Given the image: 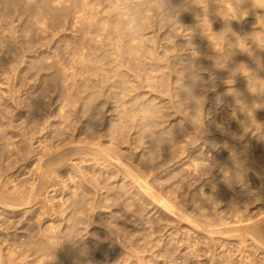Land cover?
<instances>
[{
    "label": "bare ground",
    "instance_id": "obj_1",
    "mask_svg": "<svg viewBox=\"0 0 264 264\" xmlns=\"http://www.w3.org/2000/svg\"><path fill=\"white\" fill-rule=\"evenodd\" d=\"M153 1L159 0H145L141 4L148 5ZM27 2L25 6L17 0H6L5 11L0 13V22L5 29L0 38L9 48L20 46L23 54L18 56L24 63L23 81L32 83L30 96L23 99V105L0 107V150L11 151L13 143L9 141L8 134L14 127L13 121L23 115L25 128L30 126L34 130L48 131L54 138L52 145H45L46 136L35 139L36 146L45 147L46 151V159L39 164L38 173L39 176L45 172L60 176L58 173L64 169L70 183L67 191L71 199L69 211L84 205L86 198L90 199L87 193L94 190L96 201L91 208L88 205L84 209L92 210L93 206L94 209H104L107 206L108 211L98 212L100 222L106 224L107 229L111 222L119 225L121 217L116 211L122 212L125 202L109 203L108 199L124 194L131 186L167 214L184 220L190 228L203 229L208 234L214 232L207 228L211 223L199 211L190 214L178 205V200L172 205L157 196L152 188L153 182L147 177L163 165L157 159H151L150 154L157 144H162L163 148L174 144L171 137L163 136L168 126H174L170 120L166 123L165 116L170 115L179 120L180 130L185 136L193 135L183 138L186 143L191 138H194L191 143L201 139L202 127L211 133L210 146L221 143L222 148L227 142L235 146L232 136L238 135L236 131L230 136L226 131L216 129V120L210 121L208 128L200 122L204 110L217 100H224V105L230 108V118L235 121L239 137L249 140L264 130V50L253 44L239 43L236 51L225 55L224 64L217 67L212 63L211 55H206L197 45L194 46L197 51L192 47L185 61L179 65L172 63L171 56H179L178 51L185 49L184 43L183 49L181 45L172 46L170 51L174 54L171 56L166 49L159 54L153 47H145L143 54H133L126 41L118 36V21L112 23L111 29H106L112 20L110 24L106 18L93 20L92 0ZM205 2L188 0L192 18L187 20L191 27L194 25V34L199 36L193 22L194 18L204 17L200 14V7L207 6ZM237 2L243 8H250L256 18H259L257 9H264V0H234ZM11 4L16 5L12 7ZM167 4L178 10V20L184 25L185 0H168ZM12 9L16 10L13 15ZM13 18L18 20L17 25ZM233 18L238 19L239 15L234 13ZM16 26L23 28V34H16ZM147 61L151 62L145 67ZM164 68L166 71L162 70L160 76L163 82L158 85L152 71ZM222 76H227L232 89L222 91L217 83ZM211 88L216 90L211 92ZM118 99L121 100L119 105H114L107 114L109 117H105L104 105ZM158 102L165 113L155 116ZM149 108L154 112L150 113ZM152 120L157 126L155 133L141 136L140 128ZM183 153L184 150L175 156V162L182 160L179 157ZM191 155H185L184 164L187 168L192 167L195 174L203 159L198 162L190 159ZM221 157L222 154L212 161ZM227 158L228 155L223 156L224 160ZM2 163L12 166L14 161L0 163V212L7 220L5 225L0 223V232L8 230L0 233V264H74L77 259L79 261L81 254H87L88 249L74 246V235L80 232V229L74 230L75 222L56 229L50 219L52 223L40 229L38 234L25 233V228L19 226L21 220L16 212L32 202L31 206L37 203L36 178L28 185L3 179L5 167ZM244 174L248 175L247 172ZM253 174L258 178V171H253ZM112 206H117V210L111 211ZM65 216L67 220L72 218L70 213ZM253 234L255 240L264 245V225L253 230ZM88 256L86 264H100L93 254Z\"/></svg>",
    "mask_w": 264,
    "mask_h": 264
},
{
    "label": "rangeland",
    "instance_id": "obj_2",
    "mask_svg": "<svg viewBox=\"0 0 264 264\" xmlns=\"http://www.w3.org/2000/svg\"><path fill=\"white\" fill-rule=\"evenodd\" d=\"M5 1L0 0V13L5 11ZM17 1L27 6L26 2L31 0ZM98 1L95 0L94 3L92 0L90 8L92 7L94 14L92 13L91 17L94 21L106 18L107 24L112 20L106 27L109 29L113 26V22L116 24L118 21L116 15L111 14L110 8H113V4H119L121 0ZM104 1L110 3L106 4ZM111 1L113 6L110 5ZM144 1L136 0L137 3ZM167 1L159 0L156 3L165 8H173L167 4ZM205 3L207 6L200 7V14L204 17L194 18L193 22L200 36L194 34L195 27L194 25L191 27V22L187 20L192 18L188 0H185V24L178 20L179 27L175 30L169 25L161 26L154 10L147 8L144 18L146 34L144 48H157L156 52L159 54L166 49L167 54L171 56L174 54L170 51L172 46L181 45L183 49L184 43L185 49L178 51L179 56H171L172 63L179 64L185 61L192 47L199 45L206 55H211L212 63L217 67L224 64L225 55L236 51L239 43L253 44L257 49L264 50V9H257L259 18H256L250 8H243L240 2L234 3V0H206ZM96 5L99 6L95 7ZM14 11L16 10L10 11L11 15ZM234 13L239 15L238 19L233 18ZM113 16L116 18L113 19ZM21 18L23 20V15ZM13 19L17 25L18 20ZM15 28L18 31L16 34L20 32L23 34V28L20 29L18 26ZM0 29H2L0 37H3L5 29L2 22ZM21 53L23 54L19 45L9 48L4 39L0 38V93H2L0 107L13 108L18 103L23 105V99L26 100L30 96L32 83L23 81L24 63L18 56ZM146 57H149L148 53ZM149 62L151 61H147L145 67ZM162 70L166 71L165 68L152 71L158 85L163 82L160 78ZM1 76L6 77L1 78ZM217 83L223 88L222 91L233 88L229 86L227 76H222ZM215 90V88L210 89L211 92ZM120 102V99L107 102L104 105V116L108 118L107 114L112 107L119 105ZM224 104V100L211 103L201 115L200 122L208 128L209 122L216 120V129L226 131L230 136L236 131L238 135L232 136L235 146H231L232 142L225 143L223 145L225 148H221V143L210 146L211 133L209 134L202 127L200 131L203 137L194 143H191L194 139L191 138L190 142L186 143L183 138L188 139L193 135H184V131L180 130L179 120L175 119L176 116H165L168 120L166 123L170 120V124L174 126L171 128L168 126V131L163 136L171 137L174 144L166 148L162 147V155L157 161L163 165V168L154 169V174L147 177L153 182L152 188L157 196H161L172 205L178 200V205L190 214H197L199 211L211 223L207 228L214 232L208 234L203 229L190 228L184 220L167 214L140 194L137 188L131 186L124 194L110 196L108 199L109 203L125 202L123 211H116L121 217L119 225L111 222L110 228L107 229L106 224L100 222L98 212L108 211L107 206L104 209H94V206L92 210L84 209V206L88 205L91 208L96 201L97 194L94 190L87 193L90 199L86 198L83 207L78 206L69 211L68 204L71 199L67 191L70 183L66 180L64 169L58 173L60 176L47 172L39 176L38 173L39 164L46 159L44 155L46 151H44L45 147L36 146L35 139L46 136L45 145H52L54 138L48 131H40L39 128L34 130L30 126L25 128L23 115L13 121L14 127L8 134L9 141L13 143L10 147L11 151L6 153L5 150H0V163L14 161L12 166L2 163L5 167L3 179L28 185L36 178L37 203L31 206L34 203L32 202L28 207L24 206L16 212L21 220L19 226L25 228V233L38 234L40 229L52 222L56 229H62L66 224L75 222L74 230L80 229V232L74 233L76 241L74 246L77 249L87 247L88 253L81 254L80 260L77 259L74 264L81 262L86 264L89 253L93 254L100 264H109L112 261L113 264H264V245L258 243L253 234V230L264 225V177L262 176L264 130L256 133L249 140L239 137L235 121L230 118L231 110ZM156 109L155 116L165 113L159 102ZM227 148L230 155L226 153ZM183 150L184 153L179 157L182 160L175 162L177 159L175 156ZM186 154H192L190 159H197L198 162L203 159L195 174L192 167H185ZM220 154L222 157L219 160L212 161L220 157ZM227 155L228 158L224 160L223 156ZM255 170L258 171V178L253 174ZM245 172L248 175H245ZM62 179L65 182H62ZM72 188L71 186L70 189ZM29 208L31 210H27ZM116 208L117 206H112L111 211L117 210ZM25 209L27 211L22 212ZM0 211H2L1 207ZM67 213L72 217L69 220L65 216ZM2 218L0 212V223L5 225L7 220L3 218L2 221ZM2 231L8 232L7 229ZM62 262L64 263V260Z\"/></svg>",
    "mask_w": 264,
    "mask_h": 264
},
{
    "label": "clouds",
    "instance_id": "obj_3",
    "mask_svg": "<svg viewBox=\"0 0 264 264\" xmlns=\"http://www.w3.org/2000/svg\"><path fill=\"white\" fill-rule=\"evenodd\" d=\"M152 8L160 20L161 26H172L173 30L179 27L178 10L159 4H141L136 0H121L111 9V12L118 18V36L126 41L128 49L133 54H143L146 43V34L144 31V18L147 8ZM150 113L154 112L149 108ZM147 120V118H146ZM157 130L154 120L145 123L140 128L141 136L153 135ZM151 159H158L162 155V144H157L151 152Z\"/></svg>",
    "mask_w": 264,
    "mask_h": 264
}]
</instances>
